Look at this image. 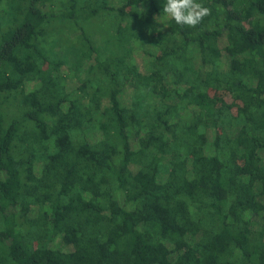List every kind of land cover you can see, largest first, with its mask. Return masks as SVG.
<instances>
[{"label":"trees","instance_id":"trees-1","mask_svg":"<svg viewBox=\"0 0 264 264\" xmlns=\"http://www.w3.org/2000/svg\"><path fill=\"white\" fill-rule=\"evenodd\" d=\"M165 2L0 0V264H264V0Z\"/></svg>","mask_w":264,"mask_h":264},{"label":"clouds","instance_id":"clouds-1","mask_svg":"<svg viewBox=\"0 0 264 264\" xmlns=\"http://www.w3.org/2000/svg\"><path fill=\"white\" fill-rule=\"evenodd\" d=\"M163 12L170 16L178 25L195 27L211 14V9L198 0H166Z\"/></svg>","mask_w":264,"mask_h":264},{"label":"rangeland","instance_id":"rangeland-1","mask_svg":"<svg viewBox=\"0 0 264 264\" xmlns=\"http://www.w3.org/2000/svg\"><path fill=\"white\" fill-rule=\"evenodd\" d=\"M122 2V0H109V3L110 4H113V5H117V4H119V3H121ZM157 21H159V17H157ZM72 36V35H71ZM222 42V41H221ZM61 52V51H60ZM139 52H141V51H139ZM62 54H63V52H61ZM140 54V53H139ZM138 57V56H137ZM145 57V58H144ZM144 61H146V56H142V55H140L138 58H137V63H139V65L140 64H142V62H144ZM62 68L63 69H68V65H67V63H65L63 66H62ZM68 87H70V88H72V87H74V86H76L77 85V83H76V81H75V79L73 78V77H68ZM33 85V83H29V84H27V88H30L31 86ZM91 138H99L100 137V133L99 132H92L91 134ZM37 164H41V162H36ZM59 241H60V238L59 237H57V238H55L54 240H53V242L51 243L52 245H57V244H59ZM67 249H69V247H67Z\"/></svg>","mask_w":264,"mask_h":264}]
</instances>
